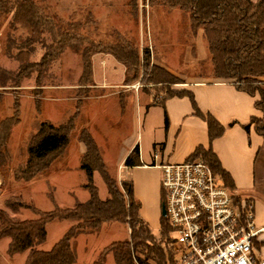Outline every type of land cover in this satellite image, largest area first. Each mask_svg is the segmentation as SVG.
I'll list each match as a JSON object with an SVG mask.
<instances>
[{"label": "rangeland", "instance_id": "374dc122", "mask_svg": "<svg viewBox=\"0 0 264 264\" xmlns=\"http://www.w3.org/2000/svg\"><path fill=\"white\" fill-rule=\"evenodd\" d=\"M28 3L34 6L30 13ZM29 14L35 15V28L41 21L40 30L28 25ZM203 31L193 27L190 14L160 0H0V122L19 107V121L0 154V211L25 221L38 219L35 212H50L55 206L71 209L86 202L90 194L81 170L86 152L83 136L93 138L120 187L123 180H131L122 157L139 127L145 146L150 131L160 138L166 129L162 109L149 112L146 104L163 103L170 95L187 91L193 82L228 81L215 77ZM46 54L48 64L35 66ZM96 55H105L117 68L110 70L107 84L102 70L97 71L101 86L94 81ZM87 59L92 62L89 74L84 69ZM122 62L129 63L130 82ZM119 69L125 72L124 80ZM255 79L264 93V76ZM44 122L68 130L69 144L45 161L51 166L43 176L25 181L19 172L26 167L28 147ZM94 184L100 198H108L99 173ZM19 203L33 211L18 207ZM75 223L50 222L46 242L37 248L49 251ZM151 230L155 246H163L167 239L163 231ZM130 232L127 225L107 223L98 232L81 234L75 242L77 264H93L112 243L129 239ZM9 242L0 241V264H25L28 252L10 257ZM135 256L140 257L139 252ZM105 264H116L112 254Z\"/></svg>", "mask_w": 264, "mask_h": 264}, {"label": "trees", "instance_id": "16d2710c", "mask_svg": "<svg viewBox=\"0 0 264 264\" xmlns=\"http://www.w3.org/2000/svg\"><path fill=\"white\" fill-rule=\"evenodd\" d=\"M160 1L170 8H178L190 14L193 27L196 30L201 28L204 30L215 77L235 81L237 88L248 94L261 93V101L257 106L262 108L264 93L260 87L255 85L257 84L255 78L264 76V2L253 3L251 0ZM19 6H24V4ZM27 6L30 13L34 6L31 3ZM26 16H28V25L33 30L37 28L40 30L41 21L35 28L36 24L33 21L35 15ZM39 30L38 33H40ZM97 51L94 53L104 52ZM48 59L49 54H46L35 66L45 67ZM127 63L123 64L126 65L128 73L129 63ZM137 63L138 61L134 63V66ZM27 68L28 66L21 68L18 77L27 71ZM84 69L87 74L92 73V62L89 59L84 60ZM130 81L132 80L128 73L126 82ZM175 96H187L191 99L195 114L208 124L211 141L224 134L225 128L222 125L212 116L200 112L191 93L184 91L172 94L168 98ZM16 106L15 115L0 122V154L4 153L2 148L5 147V140L7 141L6 137L9 136L10 130L19 121L17 117L19 107ZM256 121H262L263 125H257V130L264 135V121L254 120V123ZM166 122L168 125L167 116ZM246 129L249 130V127L247 126ZM69 140L68 130L64 127H56L47 122L42 123L35 139L28 147L29 158L26 167L19 172V177L29 181L43 176L51 166V161L48 163L45 161L63 151L68 146ZM83 144L86 152L82 157L81 170L86 175L87 184L84 188L90 194L89 199L76 204L71 209L55 206L50 212L43 214L35 212L39 217L33 220L19 221L5 211H0V241L10 240L7 254L13 257L28 252L25 264H77L75 242L81 234L98 232L107 223H119L129 226L131 231L129 239L112 243L105 248L93 264H105L108 254L113 255L116 264H173L174 252L168 219L164 216L161 219V231L167 238L166 242L163 246H155L154 234L149 225L140 217L141 205L135 198L132 181L123 180L120 187L110 175L93 138L83 136ZM138 158L139 149L136 147L125 161V166H136ZM189 160H202L209 164L223 185L235 195L236 187L232 177L224 170L220 160L211 149L206 150L199 147ZM43 162L45 163L42 165ZM95 173L101 175L107 187L108 198L106 199H101L99 196V190L94 184ZM234 199L236 203L241 204L238 197L235 196ZM17 205L20 208H31L22 203ZM133 208L135 209L132 211ZM30 210L33 211L32 208ZM55 220L76 223L49 251L38 249L39 245L46 242L47 225ZM138 252L140 257L135 256Z\"/></svg>", "mask_w": 264, "mask_h": 264}, {"label": "crops", "instance_id": "0c3cea01", "mask_svg": "<svg viewBox=\"0 0 264 264\" xmlns=\"http://www.w3.org/2000/svg\"><path fill=\"white\" fill-rule=\"evenodd\" d=\"M116 69L105 55L93 57L94 81L98 86L103 83L101 78L97 80V71L102 70L107 84L110 83V70ZM117 73L125 79L124 70L119 69ZM186 90L193 95L200 112L212 116L225 128V132L211 141L207 122L195 114L193 103L187 96L170 97L161 104H146L149 112L162 109L165 118L168 117V125L160 138H155L153 130L150 131L147 146L143 143L139 127L137 136L122 157L125 165L134 148L138 147L136 166H125L124 170L130 172L134 195L141 205L140 217L150 229L159 228L161 231L164 197L162 171L158 166L185 162L199 147L211 149L232 177L235 196L242 204L253 206L254 224L262 230L254 240V249L264 259V135L258 132L254 123V120L264 121V104L262 108L257 106L261 97L257 93L251 95L239 90L233 80L193 82L187 85ZM155 154H158L157 160Z\"/></svg>", "mask_w": 264, "mask_h": 264}, {"label": "built area", "instance_id": "2783aa9c", "mask_svg": "<svg viewBox=\"0 0 264 264\" xmlns=\"http://www.w3.org/2000/svg\"><path fill=\"white\" fill-rule=\"evenodd\" d=\"M158 168L173 264H264L254 249L262 230L254 224L253 206L236 203L209 164L187 160Z\"/></svg>", "mask_w": 264, "mask_h": 264}, {"label": "water", "instance_id": "95a60500", "mask_svg": "<svg viewBox=\"0 0 264 264\" xmlns=\"http://www.w3.org/2000/svg\"><path fill=\"white\" fill-rule=\"evenodd\" d=\"M162 216H166V208H165V205L163 204L162 206Z\"/></svg>", "mask_w": 264, "mask_h": 264}]
</instances>
